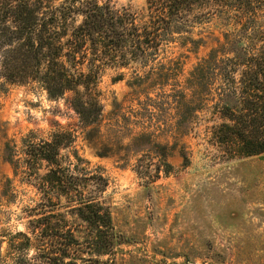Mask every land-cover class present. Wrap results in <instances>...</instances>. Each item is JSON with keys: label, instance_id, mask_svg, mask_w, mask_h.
I'll use <instances>...</instances> for the list:
<instances>
[{"label": "trees", "instance_id": "trees-1", "mask_svg": "<svg viewBox=\"0 0 264 264\" xmlns=\"http://www.w3.org/2000/svg\"><path fill=\"white\" fill-rule=\"evenodd\" d=\"M212 18L225 27L223 41L197 62L190 79L204 81V105L212 103L221 120L212 136L223 152L264 154V0H145L140 13L111 0H0V72L11 83L38 82L49 99L71 92L80 121L93 125L102 112L97 82L106 69L133 68L135 83L149 88L177 81L180 62L169 47L178 40L197 47L194 29ZM185 89L175 107L189 101ZM32 135L21 139V158L6 140L2 159L22 164L43 211L28 232L5 235L0 228V264H7L3 243L8 264H110L120 239L102 200L106 176L89 169L75 149L62 154L72 147L71 132L56 129L38 142ZM9 181L1 176L0 186ZM62 201L82 235L58 211Z\"/></svg>", "mask_w": 264, "mask_h": 264}, {"label": "rangeland", "instance_id": "rangeland-1", "mask_svg": "<svg viewBox=\"0 0 264 264\" xmlns=\"http://www.w3.org/2000/svg\"><path fill=\"white\" fill-rule=\"evenodd\" d=\"M111 2L137 13L145 7V0ZM224 30L212 18L194 29L197 47L171 44L168 54L180 62L181 74L163 86L137 85L133 68L106 69L97 82L102 112L93 125L80 121L71 92L49 99L38 82L11 83L0 72V177L10 179V186H0L3 234L30 231V220L43 211L22 164L2 159L5 141L16 144L21 158L22 138L33 133L38 142L61 129L74 136L62 154L75 149L107 178L102 200L120 239L110 264H264V154L223 152L212 136L221 120L212 103L204 105V81L189 75L223 41ZM119 72L125 76L115 80ZM181 87L189 101L175 107ZM65 205L58 211L82 235ZM6 245L1 254L8 264Z\"/></svg>", "mask_w": 264, "mask_h": 264}]
</instances>
